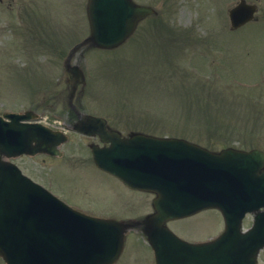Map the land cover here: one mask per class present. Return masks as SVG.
<instances>
[{"label":"rangeland","instance_id":"374dc122","mask_svg":"<svg viewBox=\"0 0 264 264\" xmlns=\"http://www.w3.org/2000/svg\"><path fill=\"white\" fill-rule=\"evenodd\" d=\"M135 1L153 7L156 15L141 22L121 47L83 49L73 57L87 80L78 99L82 110L105 117L124 134L183 138L214 151H264V0H246L257 5L261 18L234 32L225 17L238 0ZM86 2L0 0V113L32 110L66 116L63 60L89 34ZM72 142L80 148L87 144L77 137ZM73 152L89 161L87 152ZM78 172H61L64 186H57L83 206L84 200L68 188L86 186L81 190L88 191L87 185L97 180L109 182L91 168ZM146 210L117 218L138 217ZM192 220L188 228L184 223L169 227L188 241L223 230L216 211ZM250 224L245 220L243 227ZM116 264H154L141 234L128 237ZM258 264H264V251Z\"/></svg>","mask_w":264,"mask_h":264},{"label":"water","instance_id":"95a60500","mask_svg":"<svg viewBox=\"0 0 264 264\" xmlns=\"http://www.w3.org/2000/svg\"><path fill=\"white\" fill-rule=\"evenodd\" d=\"M253 11V7L241 2L230 11L232 27L250 20L239 16H250ZM150 13L149 8L136 6L130 0H89L90 36L72 52L85 45L114 48ZM66 69L71 80L83 78L77 67L66 64ZM8 117L16 120L8 124L0 118V154L4 155H9V151H23L22 141L30 145L37 135L30 126L18 123L29 118ZM84 119L86 124L82 129L110 141V151L119 161H99L98 165L126 184H140L132 178L131 168L136 163L130 148L139 142L154 148L163 145L164 157L149 156L143 168L149 176L145 185L154 188L157 194L156 215L150 219L151 229L147 232L156 264H256V255L264 246V211H259L264 209L263 152L211 153L182 140H157L141 135L120 140L115 133L95 131L99 119ZM6 127L15 134L8 133ZM3 135L14 141L9 148L4 147ZM106 135L109 138H103ZM173 152L184 155L175 156ZM152 175L161 176L158 187L154 186L156 180ZM177 188L181 195L175 198ZM177 199L181 201L179 205ZM193 202L201 204L197 207ZM189 204V209L179 211ZM204 208H217L224 218L225 231L215 241L191 245L162 226L166 219ZM247 212L254 213V223L249 231L241 233V220ZM124 229L125 226L113 220L70 210L0 162V257L6 264H113L122 250Z\"/></svg>","mask_w":264,"mask_h":264},{"label":"flooded vegetation","instance_id":"af4514ba","mask_svg":"<svg viewBox=\"0 0 264 264\" xmlns=\"http://www.w3.org/2000/svg\"><path fill=\"white\" fill-rule=\"evenodd\" d=\"M72 122L73 117L71 114L67 115L66 122L64 123L69 125ZM71 148L72 146L68 144L60 146V150H62L63 153L60 155L59 160H62L64 166H66L69 160L75 161L73 154H71ZM89 148L90 146H88V150H90ZM10 161L18 166L26 176L45 187L54 195L58 196L67 203L79 206V202L67 198L61 191L62 188L57 186L58 184L64 186V183L59 177L61 172L53 170V168L48 165V162L51 161L50 156L44 154L36 155L34 157L21 156L13 158ZM109 182L111 183V186H105L108 188L98 185L96 186L95 192L91 195L87 194L84 197H82L79 194V191L73 187L68 188V191L80 196L84 200L85 204L82 206L83 208L86 209L88 207H92L94 212L129 214L141 212L147 209L149 195L146 192L130 190L122 185L119 186L121 189V195H116V182ZM102 193H105V198ZM108 204H110V206ZM109 207H111V209H108Z\"/></svg>","mask_w":264,"mask_h":264}]
</instances>
